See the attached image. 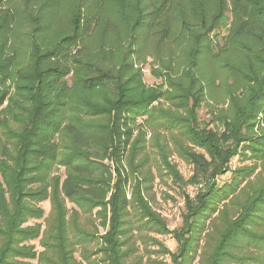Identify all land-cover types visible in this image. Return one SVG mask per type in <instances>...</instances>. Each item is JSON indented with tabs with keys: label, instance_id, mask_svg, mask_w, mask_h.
Listing matches in <instances>:
<instances>
[{
	"label": "trees",
	"instance_id": "1",
	"mask_svg": "<svg viewBox=\"0 0 264 264\" xmlns=\"http://www.w3.org/2000/svg\"><path fill=\"white\" fill-rule=\"evenodd\" d=\"M152 33L173 43L156 85ZM208 86L227 96L210 123ZM158 171L205 181L174 231L145 195ZM263 174L264 0H0V264H137L146 230L173 235L172 264H264Z\"/></svg>",
	"mask_w": 264,
	"mask_h": 264
},
{
	"label": "rangeland",
	"instance_id": "2",
	"mask_svg": "<svg viewBox=\"0 0 264 264\" xmlns=\"http://www.w3.org/2000/svg\"><path fill=\"white\" fill-rule=\"evenodd\" d=\"M212 4L213 2L211 3V5ZM160 34L154 35L152 33L149 36L150 39L149 37H147L145 44L138 48L139 55L137 56L136 63L138 66L144 67L145 81H147L149 85H156L162 82L161 77L156 74V71H158V69H163V66L159 63V61L160 58L168 59L170 57V50L171 48H173L172 39H170V37L167 40L164 38L162 39ZM221 38L222 35L219 39ZM16 46H20L19 41L16 43ZM212 68H209V71L206 72L207 76L210 75ZM218 70L219 69H217L215 74L216 77H220L222 74V71ZM226 99L227 96L224 95L220 87L208 86L207 96L199 110L200 119L204 120V122L207 123H210L211 120L213 122L215 113H217L221 108H226ZM170 161L179 168L185 180H187L193 174V166H191V164L189 163H186L179 155L175 153L171 154ZM250 162V160L242 161V158L240 156H236L232 159L230 165H232V169H234L238 166H244V164ZM150 163L151 167H153L154 172L155 169H157V165L153 160ZM159 173L161 172L158 171V174L155 173L156 178L152 183V187L147 192H145V195L149 198L153 209L156 210L158 214L161 215L163 220H165L166 224H168L169 229L171 231H174V229L179 228L182 225V215L185 212V192L187 186L172 181V177L170 176L161 177ZM52 174H60L62 175V177H64L65 169L64 167L54 168ZM231 177V170L230 172L219 176L217 178L219 179V185H224L225 182H230ZM203 182L205 181L203 180ZM40 205L45 209L46 215H48L51 207L50 201H44ZM80 220L87 227L92 229L94 227L92 226L91 222L94 221L95 224H98L99 222V219L96 218L95 213H87L86 215H83ZM41 221H38L35 218H31L23 226H27L30 224L33 225ZM100 232H103V227H100ZM134 235L135 238L132 239V242H135V240H137L135 242L137 250L134 253V259H136L137 264H172L171 255L175 253L178 246L177 241L175 238H173L172 234L169 233L159 235L153 231L146 230V232L143 233L135 232ZM154 239L158 240L159 242L161 241L163 244L158 245L157 243H155ZM27 244H34L37 250H42L38 240L36 239L31 240V242H27ZM201 245H203L202 242L200 246ZM75 255H77L79 261H82L83 264H86L82 260L81 255L79 254V250L76 251ZM192 264H198V258H196Z\"/></svg>",
	"mask_w": 264,
	"mask_h": 264
},
{
	"label": "built area",
	"instance_id": "3",
	"mask_svg": "<svg viewBox=\"0 0 264 264\" xmlns=\"http://www.w3.org/2000/svg\"><path fill=\"white\" fill-rule=\"evenodd\" d=\"M203 186V181L199 183L189 184L186 188V195H189L191 198H195L198 193L202 190Z\"/></svg>",
	"mask_w": 264,
	"mask_h": 264
}]
</instances>
